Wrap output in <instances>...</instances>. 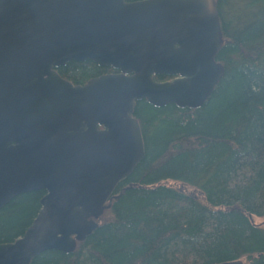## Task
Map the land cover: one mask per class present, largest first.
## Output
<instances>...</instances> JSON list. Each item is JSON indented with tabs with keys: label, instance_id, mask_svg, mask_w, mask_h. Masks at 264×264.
<instances>
[{
	"label": "water",
	"instance_id": "1",
	"mask_svg": "<svg viewBox=\"0 0 264 264\" xmlns=\"http://www.w3.org/2000/svg\"><path fill=\"white\" fill-rule=\"evenodd\" d=\"M222 44L215 0H0V209L44 193L0 264L72 254L144 156L136 103L200 108ZM72 61L117 73L74 86Z\"/></svg>",
	"mask_w": 264,
	"mask_h": 264
},
{
	"label": "trees",
	"instance_id": "2",
	"mask_svg": "<svg viewBox=\"0 0 264 264\" xmlns=\"http://www.w3.org/2000/svg\"><path fill=\"white\" fill-rule=\"evenodd\" d=\"M215 3L224 75L208 99L195 110L136 103L144 156L99 219L110 218L72 254L31 264H264V229L251 221L264 216V0ZM57 73L79 86L117 72L72 61ZM43 196L0 209V244L23 236Z\"/></svg>",
	"mask_w": 264,
	"mask_h": 264
},
{
	"label": "rangeland",
	"instance_id": "3",
	"mask_svg": "<svg viewBox=\"0 0 264 264\" xmlns=\"http://www.w3.org/2000/svg\"><path fill=\"white\" fill-rule=\"evenodd\" d=\"M108 210H106V211H104V213L105 212H107ZM109 213H107L106 214V217H108V218H110V215H108ZM105 217V218H106ZM104 218V219H105ZM104 219H98V223H100V222H102ZM251 221H252V223L253 224H255L256 226H258V227H260V228H263L264 229V216H262V217H251Z\"/></svg>",
	"mask_w": 264,
	"mask_h": 264
}]
</instances>
